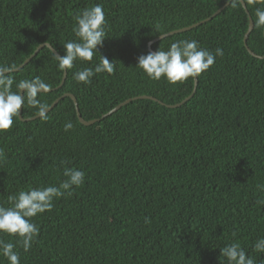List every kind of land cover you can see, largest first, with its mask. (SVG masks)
I'll return each mask as SVG.
<instances>
[{
    "label": "trees",
    "instance_id": "obj_1",
    "mask_svg": "<svg viewBox=\"0 0 264 264\" xmlns=\"http://www.w3.org/2000/svg\"><path fill=\"white\" fill-rule=\"evenodd\" d=\"M216 16L151 45L167 50L173 42L195 40L215 54V63L197 77L170 84L150 79L136 67L148 42L161 34ZM253 21L246 44L264 56V27L256 26L262 0H243ZM100 4L107 37L92 61H74L63 70L42 47L18 71L20 81H43L49 92L37 99L48 107V119L21 121L0 131V206L30 188L58 186L65 168L85 173L72 195L55 199L51 211L30 218L39 228L24 251L17 235L0 233L15 245L20 264H228L220 249L239 243L256 264L264 253L254 250L264 238V58L252 56L243 38L248 15L233 0H0V65L13 69L35 48L50 44L63 56V45L78 40L74 16ZM157 24L160 25L157 28ZM100 55L115 65L113 74H95L91 83L74 79L94 68ZM84 120L98 119L83 125ZM63 96V97H62ZM136 99L102 117L122 101ZM25 102L22 117L37 115ZM71 121L73 128L64 131ZM145 217L151 223L145 224ZM235 233V235H233ZM0 264H9L0 255Z\"/></svg>",
    "mask_w": 264,
    "mask_h": 264
},
{
    "label": "clouds",
    "instance_id": "obj_2",
    "mask_svg": "<svg viewBox=\"0 0 264 264\" xmlns=\"http://www.w3.org/2000/svg\"><path fill=\"white\" fill-rule=\"evenodd\" d=\"M248 2L254 3L255 0ZM233 3L236 5L239 0H233ZM255 16L254 24L264 27V7H257ZM74 20L73 32L78 40L66 42L63 45L65 55L56 56L61 70L72 68L74 61L77 60L92 61L97 53V47L102 46L107 37L105 13L100 4L82 9L74 16ZM156 27L159 28L160 25L157 24ZM222 55L221 48H217L213 54L201 48L197 41L185 39L173 42L167 50L158 49L139 56L136 67L142 69L152 80L159 81L163 77L168 83L176 84L189 78L199 77L215 63L216 56ZM12 71V67L0 65V131L10 129L14 118L20 117L19 110L24 105L25 94L27 102L37 108V114L44 120L48 119V105L37 99L38 93L46 89L47 85L37 78L33 81H20L16 85L18 91H13L12 86L15 81L9 75ZM114 71L115 65L108 58L100 55L99 64L94 68L87 67L77 71L74 79L89 84L95 74L103 72L113 74ZM72 128L71 121L64 124V131H70ZM5 159V152L0 149V163ZM64 176L66 179L58 186L30 188L9 196L8 200L12 206H0V233L17 235L24 251H28L39 235V228L30 218L51 211L55 199L65 195L71 196L73 188L82 186L85 181V173L75 168H65ZM257 189L264 193V184H258ZM257 203L264 205V198L259 199ZM144 222L151 223L147 217ZM253 247L256 252L264 253V238H259ZM14 248V244L0 240V255H3L9 264H20L19 255ZM220 255L226 258L228 264H256L254 258L247 255L239 243H231L221 248Z\"/></svg>",
    "mask_w": 264,
    "mask_h": 264
},
{
    "label": "water",
    "instance_id": "obj_3",
    "mask_svg": "<svg viewBox=\"0 0 264 264\" xmlns=\"http://www.w3.org/2000/svg\"><path fill=\"white\" fill-rule=\"evenodd\" d=\"M239 1H240V3H241L242 7L244 8L246 14L248 15V29H247V31H246V33H245V35H244V38H243L244 46H245L246 50H247L252 56H255V57H257V58H264V56H257V55H255V54H254V53L248 48V46H247V44H246V40H247L248 34L250 33V31H251L252 28H253V21H252L250 15H249V13H248V11H247V9H246V6H245V3L243 2V0H239ZM228 4H229V1L226 2L224 5H222L220 8H218V9H217V10H216V11H215L210 17H208V18H206V19H204V20H202V21H199V22L194 23V24H192V25H190V26H187V27H183V28H180V29H177V30H173V31H170V32H167V33L161 34V35H159L160 37L158 36V37L152 39L151 41L148 42V50H149L150 52H154V51H152V49H151V45H152L154 42H156V41H158V40H160V39H162V38H165V37H167V36H170V35H173V34H176V33H180V32H184V31L190 30V29H192V28H194V27H196V26L202 24L203 22L210 20L211 18H213L214 16H216L220 11H222V10H223ZM263 36H264V30H263ZM42 47H47L48 49H50V51L55 55V57H56V56H60V55L56 52V50H55L50 44H48V43H42V44L38 45V46L35 48V50L33 51V53H32L28 58H26V59H25V60H24L19 66H17L16 68H14L13 71H18V70L21 69L24 65H26V64L32 59V57H34V56L37 54V52H38ZM65 77H66V70H63L62 79H61V82H60V84H59L58 87H60V86L63 84ZM196 86H197V77L194 78V83H193V89H192V92H191L186 98H184L182 101H180V102H178V103H176V104H173V105H165V106H167V107H169V108H175V107H179V106H181L183 103H185L186 101H188L189 98L193 95V93H194L195 90H196ZM49 91H50L49 89H43V90H41V92H49ZM63 96H69V97L72 99V101L74 102V105H75V111H76V116H77V119H78V121H79L80 123H82L83 125H91V124H93L94 122H96V121L98 120V119L84 120V119L81 117V115H80V113H79V111H78L77 102H76L75 97H74L72 94H64ZM63 96H62V97H63ZM139 98H142V99H151V100L157 101V102H159L160 104H162L160 101H158L157 99H155V98H153V97H150V96H138V97H133V98H129V99H126V100L122 101L121 103H119L118 105H116L113 109H111V110L108 111L106 114H104L102 117H105V116H107V115H109V114L115 112V111L118 110L121 106H123V105H125V104L131 102L132 100H136V99H139ZM58 100H59V98L56 99V100H55V101H54V102L48 107V108H49L48 111H49L50 109H52V107H54V105L58 102ZM19 113H20V117H19V119H20L21 121L33 120V119H35V118H37V117H40V116L37 114V115H35V116H33V117L23 118V117H22V108L19 110Z\"/></svg>",
    "mask_w": 264,
    "mask_h": 264
}]
</instances>
